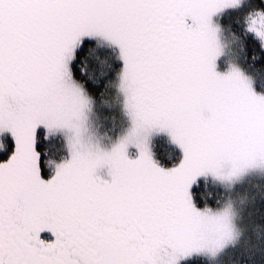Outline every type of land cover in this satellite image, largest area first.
Returning <instances> with one entry per match:
<instances>
[{"label": "snow or ice", "instance_id": "6c2138e0", "mask_svg": "<svg viewBox=\"0 0 264 264\" xmlns=\"http://www.w3.org/2000/svg\"><path fill=\"white\" fill-rule=\"evenodd\" d=\"M0 155V264H264V0H0Z\"/></svg>", "mask_w": 264, "mask_h": 264}, {"label": "rangeland", "instance_id": "374dc122", "mask_svg": "<svg viewBox=\"0 0 264 264\" xmlns=\"http://www.w3.org/2000/svg\"><path fill=\"white\" fill-rule=\"evenodd\" d=\"M224 43L230 49L229 53H231L232 37L228 32L226 33ZM105 131L106 129L104 127H99L98 134H102ZM159 138H165L167 140V137L164 134H159L158 136L153 137V142L155 143V141L158 140ZM209 181L214 185L217 184V181L215 180L210 179ZM258 182L264 184V172L256 171V172H250L245 175H240L237 176L231 183L222 185L223 191L226 192L225 201L231 202L232 212L235 216H238L241 213V210L243 208L241 201L245 199L246 192L251 191L252 186Z\"/></svg>", "mask_w": 264, "mask_h": 264}, {"label": "trees", "instance_id": "16d2710c", "mask_svg": "<svg viewBox=\"0 0 264 264\" xmlns=\"http://www.w3.org/2000/svg\"><path fill=\"white\" fill-rule=\"evenodd\" d=\"M226 33L227 31H225V33L222 35V39L224 41L225 37H226ZM226 45V44H225ZM227 50L230 52V49L227 47ZM154 152L157 155V158L161 160L162 163L165 164V166H171V164L173 163V161L178 160V157L180 155L179 149L169 143L165 138H159L158 140L155 141L154 143ZM165 153H167L168 155L166 156ZM6 158V156L4 155H0V159ZM209 184L211 186H215L213 183H211L209 181ZM218 195H220L222 197V199L226 200V192L223 191L221 193H217ZM187 264H219V261L216 259H209V261L207 260H194V261H189L187 262Z\"/></svg>", "mask_w": 264, "mask_h": 264}]
</instances>
